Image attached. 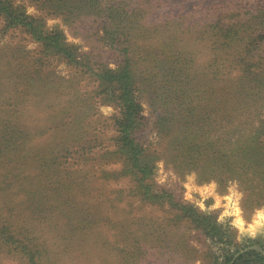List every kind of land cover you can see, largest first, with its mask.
Segmentation results:
<instances>
[{
    "label": "rangeland",
    "instance_id": "374dc122",
    "mask_svg": "<svg viewBox=\"0 0 264 264\" xmlns=\"http://www.w3.org/2000/svg\"><path fill=\"white\" fill-rule=\"evenodd\" d=\"M58 1L13 3L60 32L78 62L0 16V140L18 138L26 160L12 165L36 180L22 195L36 212L22 218L59 224L64 238L45 237L60 243L48 264H231L246 245L264 253V52L238 61L251 39L264 50V0H66L56 11ZM119 138L142 143L150 190L113 152ZM48 160L55 184L49 172L37 181ZM176 204L230 228L228 243ZM0 264L23 260L0 252Z\"/></svg>",
    "mask_w": 264,
    "mask_h": 264
},
{
    "label": "trees",
    "instance_id": "16d2710c",
    "mask_svg": "<svg viewBox=\"0 0 264 264\" xmlns=\"http://www.w3.org/2000/svg\"><path fill=\"white\" fill-rule=\"evenodd\" d=\"M89 2L88 0H84ZM67 5L66 0H59L58 2H50V6L53 7L56 11L59 9H65ZM0 16L5 20L7 26L17 27L25 26L30 33L36 34L37 39L43 44L46 49H51L56 51L55 54L63 53L67 58L77 61V55L71 52V50L65 46L62 41V36L60 32L57 31H47L43 23L31 16L28 15L23 6H17L13 3V0H0ZM232 32V30H230ZM223 36V32L221 33ZM242 39L239 31L232 35V42L236 46H240ZM257 39V38H256ZM255 39H251V43H245V49L242 55L238 58L240 63L253 62L256 59V62L261 60L263 56L259 53H263L264 50L261 49V44L259 40L257 43ZM258 53V55H257ZM107 73H111L107 71ZM107 73L102 75L103 78H106ZM113 74V73H112ZM124 96V107L125 114H128L131 119L135 117L136 112V124L139 119L140 107L138 102H136V110L133 111V104L128 103L130 100L129 87L126 85ZM120 127H123L120 125ZM119 148L115 149L113 152L121 151L126 161L129 163L130 174H134L139 182V187H145L147 190H150L152 187L150 185V177L153 175V163L148 160L145 149L143 145L136 138L135 142L129 139L123 141L119 138ZM23 145V141L21 142ZM18 144V138L11 136L8 139L0 140V168L6 170V173H0V193L6 192L5 196L6 202L0 207V215L5 214L9 222L2 220L0 222V252L2 254H14L18 255L22 260L23 264H48L50 254V246H59V241H53L50 245L47 244L48 237H52L53 240L62 239L58 234L59 224L55 222L54 225H47L49 223L48 217L42 216H31L22 218L25 216L24 213L28 210L36 212L34 206L26 205L23 201V193L25 192L26 185L34 186V181H30L29 177L26 176V173L21 169L19 164L12 165L15 161L26 160L20 152ZM60 147V146H59ZM65 156H72L76 154V150L72 149H62ZM82 155H89V148L80 149ZM112 152V151H111ZM252 153L254 152H247ZM60 164V163H59ZM53 165L47 161L40 163L38 167L40 177L46 172H49ZM52 172H49L45 179L52 182L51 176ZM57 174L61 176L58 172ZM54 183V182H52ZM58 185L61 186V180H59ZM55 184V183H54ZM150 193V191H149ZM182 212L187 216L191 225H194L195 228H202L206 234L217 241L228 243V238L225 240L230 228L224 229L223 226L218 225L214 220H211L209 216L199 215L192 206L176 204ZM72 218H69V221ZM39 226V231L41 234L36 235V230L30 229L34 225ZM57 224V225H56ZM46 237V238H45ZM43 238L41 242L38 240ZM48 245V246H47ZM47 247V248H46ZM232 264H264V253L256 249L251 248V246L246 245L243 251L236 250L232 255L227 256V263L232 262Z\"/></svg>",
    "mask_w": 264,
    "mask_h": 264
},
{
    "label": "water",
    "instance_id": "95a60500",
    "mask_svg": "<svg viewBox=\"0 0 264 264\" xmlns=\"http://www.w3.org/2000/svg\"><path fill=\"white\" fill-rule=\"evenodd\" d=\"M233 263V261L231 262V264Z\"/></svg>",
    "mask_w": 264,
    "mask_h": 264
}]
</instances>
